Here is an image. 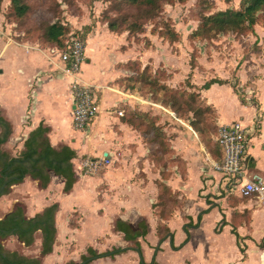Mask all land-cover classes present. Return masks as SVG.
Listing matches in <instances>:
<instances>
[{
	"label": "crops",
	"instance_id": "0c3cea01",
	"mask_svg": "<svg viewBox=\"0 0 264 264\" xmlns=\"http://www.w3.org/2000/svg\"><path fill=\"white\" fill-rule=\"evenodd\" d=\"M111 36L116 37L118 43L129 41L125 34L117 35L109 29L107 33L102 31L99 34L92 29L86 41L89 53H93L96 44L99 45V49H104L102 46L104 38ZM159 43L161 44L159 39L152 38L150 49H142L136 58L132 53L127 54V58H124L125 54L119 53L117 61L128 63L138 60L142 68L147 65L155 69L160 68L161 62L152 60L157 57ZM86 55L88 57L87 53ZM92 60V58L87 60L79 78L83 83L101 89L103 93L101 113L91 128L82 132L74 126V94L66 87V83L73 82L75 78L62 72L63 65L60 64L59 57L51 55L48 48L38 49L36 46L14 41L0 42V114L12 126V134L2 149L12 156H17L24 150V143L30 132L43 124L49 129L48 136L55 148L68 146L77 153V158L73 161L76 183L71 191L65 192L64 180L52 175L49 187L43 191L44 200L35 201L32 198L33 202H29L26 200V196H29L27 187L30 184L37 187L40 183L27 176L23 183L13 186L9 194L0 198L3 205L0 208L1 212L7 209V203L3 201L11 198L12 208L7 215L20 206L27 218L42 213L53 204L58 205L56 213L58 234L54 250L46 256H42L40 252L39 257H35L40 259V264H44L47 259L49 261L52 258L56 259L54 257L58 259L62 257L57 252V244L62 238L65 242L77 243L74 256L67 252L69 249L64 250V253L70 256V260L64 259L63 264L79 263L81 257L87 254L88 248H93L100 254L114 248H131L114 258L103 257L90 264H140L141 258L136 250V243L127 242L124 235L116 230L118 220L128 222L134 227L142 221L147 223L148 235L137 240L146 264H150L153 259L160 264V254L168 245L173 251L180 252L195 239L206 243L191 252L184 264H264V247L261 246L264 241V202L257 196L244 198L238 191L224 194L206 171L205 152L208 150L198 133L191 127L190 121L187 123L168 106L148 96L131 93L125 89L120 91L113 87L106 89L105 72L100 69L101 66L96 68L99 71L97 76L90 77V73H85V68H90L87 65H91ZM218 90L230 91L242 110L252 109L250 121L244 123L256 125L254 107L245 105L229 82L222 85L214 84L201 94L207 105L212 106L215 111L218 110L219 127L238 120L230 122L227 119L222 110L223 104L218 101L220 97L213 94ZM259 101L263 111L261 122L263 126L262 92ZM121 104L123 106L116 111L117 116L108 111L111 107ZM131 111L152 113V116L157 118L170 148L163 159L156 157L154 153L157 145L150 144L140 129H136L124 119V113ZM118 112H123V115L119 116ZM28 114L30 119H33L32 125H26L25 117ZM166 121L171 122L170 127L177 122L183 123L191 129L193 135L190 132L178 135L176 128L166 129L163 126ZM262 126L260 129L256 126L257 135L251 152L253 154L254 151L261 156L257 162L253 154L254 166L264 176L262 160L264 152L262 148L259 150L264 145ZM169 133L174 134V139H171ZM15 147L17 150L13 153L11 149ZM104 157L108 163L103 161ZM87 162H91L94 167L91 169L86 167ZM163 186L169 187L183 201L182 207L167 220H162L158 209L155 208ZM188 201L194 209L187 206ZM31 203L33 204L30 206ZM211 214H214L215 221L211 226L210 237L202 239L204 234H199V231L205 218ZM173 219L178 228L183 226L186 234L187 227L190 234L188 242L179 250H174L172 244L180 247L187 239V234L180 244L175 243ZM72 221L76 224L74 228ZM162 225H166L170 233L160 245L158 229ZM154 231L158 242L157 245H151L152 260L148 261L143 255V245ZM234 232L239 235V240ZM157 247H160L159 251H156Z\"/></svg>",
	"mask_w": 264,
	"mask_h": 264
},
{
	"label": "rangeland",
	"instance_id": "374dc122",
	"mask_svg": "<svg viewBox=\"0 0 264 264\" xmlns=\"http://www.w3.org/2000/svg\"><path fill=\"white\" fill-rule=\"evenodd\" d=\"M241 1L242 0H187L185 2H180L178 0H166L161 3V9L157 17L152 20L144 21L140 18L147 16V9L138 8L126 2V0H21V3L27 7V13L22 18L16 13L12 4L13 0H0V42L14 41L16 43H26L30 46H36L38 49H47L49 45L45 42L46 28L50 24L61 22L67 26L70 33L79 32L82 36L85 46V60L83 66L87 63L88 59H93L92 64L87 65V67L90 68H85V73H90V77L97 76L99 71L96 68L101 66L102 68L100 69L105 72L104 87H106V89L113 87L120 91V89L126 90L120 80L125 76L131 75L130 70L141 72L142 69H138L137 66H134L132 63H125L126 61H117V55L123 53L125 54L124 58H127V54L130 55L132 53L133 57L136 58L139 51L152 47V38H157L161 44H158L159 51L156 59L154 57L152 60L161 62V66L160 68H156V70L149 65L150 69L148 70V75L156 79V82H150L153 83L155 87L159 85L166 90L174 89L173 93L162 92L158 100L160 98L162 102L167 101L174 95V92H177L178 95L175 96H177L181 102H189L188 95L185 97L184 92L189 95L202 94L205 90L203 86L207 82L214 80V78L226 79L236 88L237 93L244 100L245 105L254 107V114H256L255 124L260 129L262 126L263 111L261 109L262 105L259 101V95L261 92L264 95V13L259 15V20L255 25V33L246 31L241 33L227 32L217 36L211 35L209 37L189 38L202 24L204 17L227 10H240ZM110 21L124 23L120 31H123L126 26H132L137 23L142 24L145 31L141 34H131L130 36L127 31L121 32L129 37V41L126 40L123 44L122 42H120L121 44L118 43L116 37H106L102 45L103 48L105 47L104 49H99V45L96 44L92 50L93 53H89L86 41L88 35L92 31L87 36L84 35V37L83 33L86 26L88 27L91 25L93 31H96V33L97 31L99 34L102 31L107 33L108 23ZM160 28H162L161 32L175 30L179 34L178 41L173 43L174 38L172 37H170L173 39L171 42L164 40L158 35V32L152 34L155 29ZM165 65H167V67H164ZM161 67L163 69H161ZM66 87L68 91H73V82H67ZM147 88H150V86H147ZM151 88H153V86ZM213 94L220 97L218 101L223 104L222 110L225 112L230 122L242 119L245 123L250 121L253 110H242L239 104L234 100L235 98L232 97L233 95L230 91L218 90L214 91ZM102 96L103 93L100 89L99 98L101 101ZM148 97L152 98L151 95H148ZM201 99L197 100L196 103H192V108L194 110L206 108L207 104L205 103V105L204 100ZM121 106L123 105L113 106L108 111L117 116L116 111ZM149 114H151L152 117V113ZM181 115L187 123L189 119H194V114L192 112H184L181 113ZM197 117V123L202 132L201 134L198 133L199 138L206 146L208 153H214L216 137L221 128L217 125L220 118L218 110ZM25 121L26 125H32L33 123V119H30L29 114L26 115ZM170 125L171 122L166 121L163 126L169 130L176 128L178 130V135H183V133L186 132H190L193 135L191 129L181 122L172 124L171 127ZM262 127V131L264 132V121ZM169 134L171 139H174V134ZM261 148L264 152V145H262L259 150H261ZM16 150V147L11 149L13 153ZM253 154L257 162H259L261 157L259 153L253 151ZM262 160L264 161V154ZM258 171L260 170L258 169ZM177 177L180 176L177 175ZM215 183L217 184L216 180ZM27 188L29 196H26V200L29 202H33V199L35 201L44 200V189L40 184L37 187L30 184ZM4 202L7 203V209L2 212L0 211V218L6 216L12 208L11 198L3 201V203ZM32 204L33 203H31L30 206ZM190 205L192 204L188 201L187 206L194 209V206ZM1 206L3 205L0 203V208ZM214 221V214L205 218L202 229L199 231V234H204V236L201 237L202 239L208 238L209 234H211V226L214 224ZM172 224L176 231L175 243L180 244L186 238L183 226L178 228L174 219L172 220ZM72 227H76L74 221H72ZM157 242L155 231L151 232L147 241L144 242L143 255L148 261L152 260L150 251L153 248L151 245H157ZM204 243L206 242L195 239L187 248H183L180 252L173 251L171 246L168 245L165 247L164 251L161 252L159 263L184 264L188 255ZM262 243L261 246L264 247V241ZM0 244L8 250L35 258L39 257L41 252V235L37 233L35 242L30 247H26L24 244L20 243L16 237L0 239ZM76 244L77 243L71 244L70 241L65 242L62 238L57 244V252L62 257L59 259L54 257L56 258L54 260H52L53 258L49 259L50 262L47 259L44 264H63L64 259L67 261L70 260V256L66 255L64 250L69 249L67 252L74 256L73 252L76 250ZM75 254L77 255V253Z\"/></svg>",
	"mask_w": 264,
	"mask_h": 264
},
{
	"label": "trees",
	"instance_id": "16d2710c",
	"mask_svg": "<svg viewBox=\"0 0 264 264\" xmlns=\"http://www.w3.org/2000/svg\"><path fill=\"white\" fill-rule=\"evenodd\" d=\"M166 0H126V2L138 7L147 9V16L140 18L141 20L148 21L157 17L161 9V3ZM185 2L187 0H178ZM13 7L19 17H24L27 13V7L21 3V0H13ZM264 13V0H242L240 10H227L217 14L206 16L202 20V24L190 35L191 38H201L211 35H220L227 32H250L255 33V25L259 20V15ZM124 23H118L117 21H110L108 23V29L116 34H122L121 32L127 31L129 36L131 34H141L145 31L142 24H133L132 26H126L123 31L120 29ZM162 28L155 29L152 34L158 32L159 36L164 40L178 41L179 34L175 30H167L161 32ZM92 31V27L86 26L83 36H87ZM70 31L67 26L61 22L50 24L45 31V42L49 47L63 48L65 40ZM84 36V37H85ZM215 36V37H216ZM214 38V37H211ZM129 39V37H128ZM138 69H142L141 72L130 70L131 75L125 76L120 80L121 84L131 93H139L143 96L151 95L152 99L156 102L168 105V107L179 117L183 118L181 113L192 112L194 119L190 120V125L197 133L201 134L198 126L197 116L206 115L215 109L207 105L205 109L194 110L192 103H196L201 99V94H188L184 92V96L188 95L189 102L180 101L177 96V92L167 101H160L158 97L162 92L173 93L174 89L166 90L162 86L155 87L150 81L156 82L152 76L148 75L149 65L142 68L141 63L138 60L130 61ZM128 63V64H129ZM140 71V70H139ZM147 82V83H146ZM188 83V82H187ZM228 81L214 79L207 82L203 89L207 90L214 84H227ZM146 86V87H145ZM150 86V88H147ZM153 86V88H151ZM237 93L236 88L233 86ZM241 101L244 100L240 97ZM203 100V99H201ZM203 102V101H201ZM205 104V102H204ZM206 105V104H205ZM185 106V108H184ZM125 120L129 122L136 129H140L145 135L148 142L152 145H157L154 153L156 157L163 159L165 154L170 151L168 145V139L163 131L161 125H158L157 118L149 113L131 111L124 113ZM184 119V118H183ZM0 198L11 192L13 186L24 182L27 176L38 181L43 189H47L52 181V175L58 176L65 182V192L72 190L76 183V174L73 161L77 158L75 150L68 146H64L60 149L55 148L49 139V129L43 124H40L36 129L30 132L29 136L25 140L24 150L17 156H12L9 152L2 149L3 145L7 143L12 134L11 124L0 114ZM212 157L221 161L222 153L218 144L215 142V152H210ZM253 167L254 162H252ZM183 201L174 194L167 186H163L160 194L159 202L155 205V208L159 211V216L162 220H167L172 217L177 209L182 207ZM58 211V205L53 204L44 209L40 214L34 217L27 218L24 209L20 206L16 207L14 211L9 213L4 218L0 219V239H7L9 237H16L18 241L24 244L26 247H30L35 242L36 233L41 234V255L46 256L51 254L54 250V246L57 240L58 229L56 226V213ZM201 218V215H200ZM116 230L124 235L127 242H135L136 250L140 253V264H146L142 257V250L139 242L140 238H145L148 235L149 227L145 221L140 222L136 227L130 223L118 220L116 222ZM170 231L166 225H162L158 229L160 237V245L169 237ZM187 239L180 247H175L172 244L174 250H179L189 240L190 234L186 227ZM236 234L239 240V235ZM131 248H114L112 251L106 253H98L93 248H88L87 254L81 257L79 263L69 262L67 264H90L94 260L111 257L114 258L117 255L125 253ZM160 247L156 248L159 251ZM39 258H31L25 255H21L18 252H14L5 248L0 244V264H40ZM150 264H157L155 259Z\"/></svg>",
	"mask_w": 264,
	"mask_h": 264
},
{
	"label": "built area",
	"instance_id": "2783aa9c",
	"mask_svg": "<svg viewBox=\"0 0 264 264\" xmlns=\"http://www.w3.org/2000/svg\"><path fill=\"white\" fill-rule=\"evenodd\" d=\"M51 55L59 57L63 65L62 72L72 76L74 109L73 123L77 130L88 131L101 113L100 88L83 83L79 78L85 60V46L79 32L68 34L65 45L59 49L49 47ZM119 116L123 112H118ZM257 135L256 125L250 126L242 120L222 126L216 137V143L221 149V161L215 160L208 152L206 154V171L224 194L239 192L244 198L257 196L264 202V176L253 167L254 156L251 152ZM108 163L107 158H103ZM86 167L94 165L87 162Z\"/></svg>",
	"mask_w": 264,
	"mask_h": 264
}]
</instances>
